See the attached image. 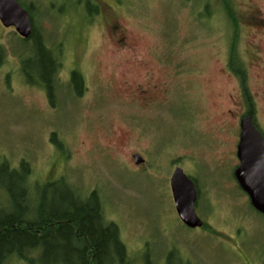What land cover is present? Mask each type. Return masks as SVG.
<instances>
[{
    "label": "rangeland",
    "instance_id": "rangeland-1",
    "mask_svg": "<svg viewBox=\"0 0 264 264\" xmlns=\"http://www.w3.org/2000/svg\"><path fill=\"white\" fill-rule=\"evenodd\" d=\"M226 1L239 19L238 51L264 134V67L250 47L256 42L264 51V38L247 22L253 9L264 16V0ZM24 2L35 4L47 45H60L59 80L76 70L82 83L69 90L59 82L57 103L50 105L42 89L20 74L25 67L31 77L30 68L39 63L33 53H44L0 24L1 155L12 164L29 162L33 181L95 192L105 221L118 226L137 264H230L223 250L234 229L242 244L253 235L264 239V217L233 176L242 99L227 68L231 27L221 0H96L115 10L129 52L113 44L104 21L85 23L93 16L74 0ZM144 89L150 100L137 94ZM132 153L142 154L143 167L137 168ZM171 163L194 183L196 214L211 230L179 221ZM11 258L7 264H26Z\"/></svg>",
    "mask_w": 264,
    "mask_h": 264
},
{
    "label": "trees",
    "instance_id": "trees-1",
    "mask_svg": "<svg viewBox=\"0 0 264 264\" xmlns=\"http://www.w3.org/2000/svg\"><path fill=\"white\" fill-rule=\"evenodd\" d=\"M17 2L29 13L31 34L25 40L15 38L44 53H33L39 63L30 68L34 70L31 77L32 71L25 67L21 68V75L27 84L46 87L47 92L49 89L50 92L59 90L61 86L56 79L46 81V70L56 63L53 66L59 72L60 58L53 61V54L49 53L59 50L60 45L52 49L45 42L34 16L35 4L24 0ZM95 2L74 0L76 5H84L89 17L96 13ZM221 2L227 16V27H231L227 68L238 80L242 99L249 105L253 100L247 88L246 67L238 51L239 19L233 14L229 2ZM0 52L2 54L1 48ZM73 76L70 90L77 89L76 86L82 83L79 74L74 73ZM50 103L56 105L52 95ZM33 180L29 162L21 159L12 164L0 154V264H7L11 257L26 264H137L131 260L122 243L118 226L105 221L95 192L80 194V190L70 183L54 185Z\"/></svg>",
    "mask_w": 264,
    "mask_h": 264
},
{
    "label": "water",
    "instance_id": "water-1",
    "mask_svg": "<svg viewBox=\"0 0 264 264\" xmlns=\"http://www.w3.org/2000/svg\"><path fill=\"white\" fill-rule=\"evenodd\" d=\"M0 24L4 28H13L23 39L31 33L29 14L16 0H0ZM239 129L236 154L239 164L234 178L251 207L264 216V140L254 127L251 115L240 120ZM134 160L136 165L142 162L137 155ZM170 190L179 221L189 229L201 227L202 221L194 208L197 198L194 183L179 168L171 175Z\"/></svg>",
    "mask_w": 264,
    "mask_h": 264
},
{
    "label": "flooded vegetation",
    "instance_id": "flooded-vegetation-1",
    "mask_svg": "<svg viewBox=\"0 0 264 264\" xmlns=\"http://www.w3.org/2000/svg\"><path fill=\"white\" fill-rule=\"evenodd\" d=\"M96 4V13L93 14V19L92 20H102L106 23L108 30H109V35H110V39L113 42V44L118 48V50H124L125 52H129L132 50V46H130L129 41H128V36H127V31L119 24V22L117 21V16H116V12L115 10L111 9L110 6H108L106 3L104 2H100V3H95ZM248 18H247V22H249V25L251 27H253L255 29V32L253 34L260 36L261 38H264V16H262L260 14V10L256 8L248 11L247 14ZM252 41H256V38H254L252 36L251 38ZM251 49H253V55L255 56L257 62L261 65H263L264 67V51L261 50V47L259 45L256 44V42H253V44H250ZM49 54H53V52H50ZM60 54L61 52L59 50L54 51L53 54V61H56L60 58ZM51 57V58H52ZM61 59V58H60ZM60 61V60H59ZM56 63H53L49 69H47L46 71V81L48 82H52L54 79L57 80L58 85L59 82L63 81L62 83H67V85L69 86L70 89H72V78L74 77V73L76 72V70H72V71H65V74H63V76H60L61 81L59 80V75L55 66ZM60 68H58V70L60 71L62 63L60 61L59 63ZM147 77L150 73H146ZM62 75V74H60ZM237 85L239 86V82L237 80H235ZM137 88H140L141 85L137 84L136 85ZM152 88H155V85H152ZM42 92L44 94V96L46 97L47 101L51 100V95L52 97H56L57 94V90L50 92V89L47 92L46 87L45 88H41ZM61 90V89H60ZM137 94L140 96H144L147 94L146 97H142L141 100H146V99H151V96L149 94L148 90H140L137 92ZM152 95V94H151ZM261 96L264 97V92L261 93ZM148 100V102H149ZM148 104V103H146ZM238 117H237V121L235 124V147H234V154L236 155V149L239 143V121L242 117H244L245 115H251L253 118V124L255 126V128L261 133L263 140H264V134L262 131H260V129L256 126V102L253 100L249 105L245 104L244 101L240 102L239 104V112H238ZM146 153V151H144L142 154L144 156V154ZM137 153H132L130 154V156L133 158L134 155H136ZM142 154H138L141 156V158L143 159V163H141L140 165L137 166V168L143 167L145 165V159L143 158ZM237 158V157H236ZM170 167L172 168V172L173 170L178 167V165H176L175 163H171ZM171 175V174H170ZM199 198V193L197 191V199ZM203 221V226L200 229H205L207 230V228H209V230H211L210 227H206L204 226V220ZM206 225V223H205ZM205 227V228H204ZM221 230V229H220ZM232 236L231 237H227V239H229L230 242H226L227 243V248L225 250H223V252L225 253V255L227 257L230 258V264H264V239H259L257 238L256 235H253L251 238H249V243L248 244H242L239 242L238 238L236 237V235H239V231L237 229H234L232 231ZM225 238V237H224ZM226 238L224 240H227ZM228 241V240H227ZM222 251V249H221Z\"/></svg>",
    "mask_w": 264,
    "mask_h": 264
}]
</instances>
